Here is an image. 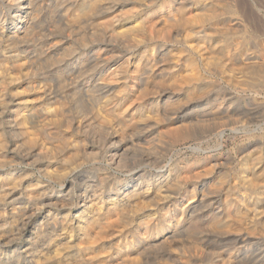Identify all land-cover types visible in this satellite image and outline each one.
<instances>
[{
	"label": "bare ground",
	"instance_id": "obj_1",
	"mask_svg": "<svg viewBox=\"0 0 264 264\" xmlns=\"http://www.w3.org/2000/svg\"><path fill=\"white\" fill-rule=\"evenodd\" d=\"M235 1L0 0V264H264V130L163 138L263 128Z\"/></svg>",
	"mask_w": 264,
	"mask_h": 264
},
{
	"label": "rangeland",
	"instance_id": "obj_2",
	"mask_svg": "<svg viewBox=\"0 0 264 264\" xmlns=\"http://www.w3.org/2000/svg\"><path fill=\"white\" fill-rule=\"evenodd\" d=\"M235 6L239 11L240 18L242 17L241 19L248 27L247 32L249 34H252L253 36L256 34V37L258 36V38L261 37L260 39H264V0H236ZM56 9L58 10V8ZM95 21L96 20L93 19L86 22L87 24L83 23L85 26L83 29L86 28L85 30L87 31L90 27L93 26V22ZM89 23L92 26H89ZM86 25L88 26V29ZM88 35L91 36L89 33ZM1 47L5 48L4 45H1ZM246 93L251 94L249 91H247ZM245 104V101H243V105ZM248 117L249 115H245L244 120H246V118ZM220 125L221 123L219 122V119L212 120V122H209L207 124L199 123L198 126L194 128L192 126V130L189 129V131H191L190 137L184 140H179L177 142H172L173 140L170 141L172 139L171 135L168 136L165 134V137L163 138H165L166 142L169 145L171 144L169 152H241L242 149H245L247 147V144L249 142H255L256 139H260L261 131L264 130V117L257 118V122L250 123V125H257L259 127H263L261 128L262 130L257 129L254 132V136L252 138H247L246 134L244 133L245 130L243 124L241 122L236 125L237 128H239V133L233 135L230 130H227L224 135L220 137L216 135V131L222 127ZM252 128L254 127L252 126L250 129ZM195 147H200L203 151H200L198 149L196 150L194 149Z\"/></svg>",
	"mask_w": 264,
	"mask_h": 264
}]
</instances>
